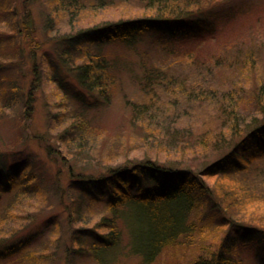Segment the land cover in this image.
I'll return each mask as SVG.
<instances>
[{"label": "trees", "instance_id": "trees-1", "mask_svg": "<svg viewBox=\"0 0 264 264\" xmlns=\"http://www.w3.org/2000/svg\"><path fill=\"white\" fill-rule=\"evenodd\" d=\"M31 1L0 0V15L6 17L1 22L7 30L23 35L29 41L32 45L30 53L34 55L38 40L32 35ZM54 1L60 5L58 10L61 8L70 16L73 11L82 9L79 0H48ZM212 1L215 5H228L224 10L214 8L216 10L212 11L211 7L207 8ZM143 2V6L155 8L158 15L104 22L56 38L62 55L56 54L59 62L63 65L66 61L74 63H70L68 75H63L57 64L51 65L50 78L66 103L73 104L74 109L67 108L64 118L69 117L70 121L54 139L62 144V140L68 141L70 144L65 145V150L71 156L77 154L75 147L85 149L84 142L96 131L90 113L107 106L115 93L123 94L120 93L124 91L121 77L124 72H129L144 99L124 103L132 118L143 122L142 125L146 123L144 118L162 114L159 109L161 92L171 96L169 99H174L175 105L188 107L189 104L208 102L211 105L213 111L207 112L200 124L186 129L185 134L175 131L184 139L176 133L167 136L168 133L162 140H156L163 146L183 139L181 149H189L192 153L188 165L162 163L156 156L108 166L99 173H92L76 169L75 164L63 160L66 172L60 175L58 169L48 175L42 158L36 153L25 147L4 149L10 145H0V261L19 254L23 255L26 264H39V259L48 257L46 253L50 248L39 242L52 229H64L60 212L71 225L70 228L66 226L63 242L56 237L57 247H61L66 258L77 256L91 258L99 264H114L113 253L120 250L125 237L124 246L130 254L149 264L164 247L178 242L190 245L206 228L219 227L223 232L218 246L207 254L197 255L189 264H244L243 259H234L233 252L238 245L252 238L258 243L252 249L254 256L264 264V227L233 212L234 206L238 207L245 196L240 189L228 188L220 182L232 177L237 181L255 177L264 179V171L257 164L264 159V79L255 80L258 75H255L256 66H253L255 62L251 55L250 61L232 58L224 64L220 55L206 60L200 57L195 45L182 47L185 43L194 44L195 40L214 37L218 20H223V26L222 23L233 19L234 8L229 6L233 2ZM179 3L185 6L184 9H177ZM204 4L206 10L201 7ZM202 10L208 14L203 15ZM147 34L149 41L145 39ZM11 35L0 31V42H9ZM116 48L132 55L127 56ZM149 48L155 52L174 49L179 56L171 62H161L151 58ZM20 61H0V125L11 112L21 120H28L35 109V88L40 76L32 66V70H28L29 82L26 81L27 71L20 66ZM182 63L188 65L184 70L179 68ZM226 66L241 68L244 78H237L236 82L222 80L217 70ZM190 75L193 76L190 78ZM64 100L61 103H65ZM243 101L249 102L252 108L244 117L240 114ZM3 138L0 134V142ZM52 142L43 145L48 157L56 153ZM209 150L215 158H206L208 155L204 152ZM18 154L21 156H16ZM48 201L59 211L35 221L31 233H25L21 238H14L12 230L10 235L2 233L7 232L5 226L9 220L17 218L30 223L35 218L31 216L33 213L47 211ZM94 205L102 208L96 220L91 219ZM33 246L38 247L35 252L31 251Z\"/></svg>", "mask_w": 264, "mask_h": 264}, {"label": "rangeland", "instance_id": "rangeland-1", "mask_svg": "<svg viewBox=\"0 0 264 264\" xmlns=\"http://www.w3.org/2000/svg\"><path fill=\"white\" fill-rule=\"evenodd\" d=\"M79 1L78 3H80L81 6L79 8L82 9L79 12L73 11L74 13L72 16L63 13L61 8L58 10L57 8L60 7V5L56 3V1H31L30 8L34 18L32 35L38 40L34 55L30 53V47L32 45H30L29 41L23 35L14 34L13 31L7 30L8 27L1 22L6 17L3 14L0 15V31L12 33L9 42H0V61H15L20 59V66L23 70L27 71L25 80L28 82L30 78L28 70H32V66L37 70L40 76L38 86L35 88L37 97L35 109L31 113V118L28 120H21L17 114L14 115L12 112L6 115L0 125V134L4 136V141L0 142V145L3 147L5 145H10L7 148L5 146L4 149L25 147L32 153H36L37 156L42 158L44 168L48 175H52L58 169L61 172L60 175H63L67 170V168H65L66 163H73L76 169L85 172L99 173L108 166H117L130 161H139L147 157L155 158L156 156L159 162L162 163L171 165L184 163L181 165H188V157H190L192 153L190 151L188 152L189 149H181V145L184 144V138L175 131H180L185 134L187 131L186 129L200 124L202 119L208 115L207 112L213 111L211 105H209V102L208 104L203 103V105L196 103L194 106L189 104L188 107L179 104L175 105L174 99H169L171 96L167 95L166 92H161L159 93V109L160 113L163 115L159 114L155 115L154 118H144V122L146 123L142 125L143 122L136 120V118H132L127 105L124 103L126 100L138 99L141 101L144 99L141 97V93L138 90V83L134 81L129 72L122 73L123 75L121 77V88H123L124 91L120 93L122 94L123 92L125 95L122 94L120 96L118 93H115L107 106L90 113V119L92 120L93 126H96V131L91 135V139L84 142L85 149L76 148L74 145V152H77V154L75 153L76 156L75 154L71 156V154L65 150V145L68 146L67 144H70L68 141L65 142L62 140L63 144L55 141L54 138L56 135L61 132L70 121L68 120L69 117L64 118L65 112H68L66 111L67 108H69V110L74 109L73 104L66 103L61 92L50 78L52 66L55 67L57 64L58 68L62 69L63 75H68L67 69L71 62L74 63V61H70V63L66 61L63 65L62 62H59L56 54L62 55L60 54V45L56 42V38H60L62 35L71 31L74 32L80 28L104 22L158 15L156 14L155 8L143 6L145 3L143 0ZM229 1L233 2L229 5L234 8L232 13L233 19L226 21L225 24L222 23L223 26H221L223 20H218V26H215L216 33H214V37H207V39L205 38L206 40H195L194 44L190 42L185 43L182 47L195 45L198 47L200 57L206 60L213 56L217 58L220 55L225 60L224 64H228L232 58H236V60L239 59L241 62L246 60L247 62L248 59V61H250L251 55L255 62L253 66H256L255 75H258V79L255 78V80L260 81L261 78L264 79V0ZM213 2L214 1L208 3L209 6H207V8L211 7V9H213L212 11H215L217 8L219 10H224L228 5L226 3L225 5H219L217 3L215 5ZM50 5H52L53 8ZM205 6L206 4L201 7L206 10L207 8H205ZM177 7V9L182 10L185 6L179 3ZM204 10H202V14H208V11L204 12ZM145 39L149 41L148 34ZM148 41L146 42L148 43ZM15 45L20 50H18ZM116 50L123 52L127 56L132 55L123 49L116 48ZM149 51H151L150 56L152 59H159L161 62H171L179 56L174 49L172 51L159 49L155 52L149 48ZM180 55L182 54L180 53ZM187 67L188 65L182 63L179 68L180 70H184ZM236 67L237 66H226L221 69L218 68L217 73L222 80L226 79L230 82L235 81L237 78L242 80V78H244L242 75L244 72L242 73L241 68ZM189 68H192V66ZM134 74L135 73L132 75ZM245 75H249V70L245 72ZM192 76L193 75H190V78ZM63 100L65 103H61ZM242 107L243 109L240 112L242 117L252 110L251 104L246 101H243ZM222 118H220L219 121H222ZM217 126L219 125L217 124ZM223 126H225L224 123ZM175 133L183 139L179 138L176 141L174 140L172 144H165L163 146L157 144L156 140H162L165 138V134L171 137ZM21 134L22 137L20 136ZM7 139H9L10 144ZM51 141H53V150L56 151V156L54 154L48 157L43 145L45 142ZM5 142L7 144H5ZM167 142L168 140L166 138L165 143ZM204 153L205 156L208 155L206 158L209 159L214 155L211 154L212 151L210 150ZM16 156L21 155L18 154ZM63 160H65L66 163ZM257 164L261 167L262 171H264V159ZM232 178L222 179L220 182L224 183L228 188L240 189L245 196L243 202H239L238 207L234 206L235 210L233 209V212L240 217L242 216L243 218L255 221V225L264 227V179L260 177L258 179H256L257 177L251 178L254 180L256 179L255 184H252L254 180L250 182V178L242 181L235 180L236 177H234L235 179ZM212 181L217 183L218 179H213ZM51 205L53 204H50V201H48L45 206L47 211H44L42 214L33 213L31 216L35 218H33V220L31 219L30 223L24 219L16 218L14 221L9 220L8 224L5 226L7 232L2 231V233H4L5 236L10 235L9 231L12 230L15 232L14 238H21L23 234L28 232L31 233L35 228V221L41 220L45 215L53 211H59L58 207L54 208V206L52 207ZM91 212V219L96 220L97 216L102 212V208L99 205H94L91 208ZM59 216L62 227H65L64 229H61V227L60 229L54 228V230L52 229L49 232L50 234H46L43 239H41L39 244H46L47 248H50V251L46 253L48 257L39 259V264H99L91 258H80L76 256L73 259L65 257L61 251V247H57L58 240L56 237L60 238L63 242L66 238V226L70 228L71 225L67 223L63 213L59 212ZM222 232V229L219 227L206 228L204 231L197 234V237H194V242L190 245L189 243L184 244L178 242L175 245L171 244L164 247L155 260L149 264H189L197 255L203 253L207 254L218 246ZM126 240L127 238L124 237L120 250L113 253V257L115 256L114 264H144L140 257L130 254L127 246H124ZM257 244L255 239L252 238L238 245L236 252H233L234 259H243L244 264H260L252 251ZM37 249L38 247L35 249V246H33L31 251L35 252ZM23 259V255L17 254L7 260L0 261V264H26ZM68 259L70 260L68 261Z\"/></svg>", "mask_w": 264, "mask_h": 264}]
</instances>
